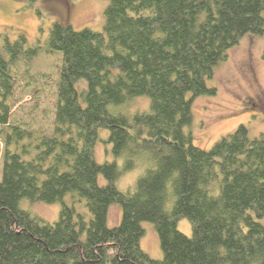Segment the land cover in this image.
Instances as JSON below:
<instances>
[{"label":"trees","instance_id":"1","mask_svg":"<svg viewBox=\"0 0 264 264\" xmlns=\"http://www.w3.org/2000/svg\"><path fill=\"white\" fill-rule=\"evenodd\" d=\"M246 34L264 36V0H108L102 31L57 18L42 45L3 34L0 264H264V138L241 124L204 150L184 129L192 99L214 93V66ZM42 50L62 59L50 134L10 121L17 66ZM141 96L150 110L127 115ZM99 129L113 157L127 150L158 164L135 194L113 186L114 163L95 160ZM22 199L59 203L57 220L31 215ZM112 203L121 217L109 227ZM182 218L190 236L177 229ZM144 221L161 259L139 245Z\"/></svg>","mask_w":264,"mask_h":264},{"label":"rangeland","instance_id":"2","mask_svg":"<svg viewBox=\"0 0 264 264\" xmlns=\"http://www.w3.org/2000/svg\"><path fill=\"white\" fill-rule=\"evenodd\" d=\"M107 2L108 0H36V6L41 11V15L37 16L36 7H25L23 0H0V41L3 34L12 40L18 33H24L29 45H42L51 22L57 18L68 22L77 30L88 28L102 31ZM37 40L39 43H36ZM263 48L264 36L246 34L227 51L226 59L214 66L212 77L206 81L208 87L214 88V93L202 94L192 99V120L184 128L190 132L194 146L208 150L223 135L241 124L246 127L250 139L264 138ZM61 60V54L42 50L29 66H17L11 106L12 124H25L27 128L44 134L52 132ZM145 98L147 97L141 96L131 100L127 106V115L142 111ZM107 135V130H98V139L93 148L98 163L113 158L111 145L106 142ZM101 147L102 154L99 157L96 154V158V150L100 153ZM2 150L0 141V168ZM98 183H105L102 176L98 177ZM67 197L69 202L74 203L70 199L71 194L66 195V201ZM20 206L31 215L50 223L57 220L60 209L59 203L30 202L27 199H22ZM120 217L119 204H110L107 225H117ZM141 226V249L151 258L161 259L162 252L153 224L144 221ZM177 229L185 235H191L187 219L178 220Z\"/></svg>","mask_w":264,"mask_h":264},{"label":"clouds","instance_id":"3","mask_svg":"<svg viewBox=\"0 0 264 264\" xmlns=\"http://www.w3.org/2000/svg\"><path fill=\"white\" fill-rule=\"evenodd\" d=\"M151 100L145 98L142 110H150ZM131 162V167H129ZM109 163L115 164L117 175L111 181L113 186L124 194H135L138 191L139 181L144 178L149 171H155L158 164L149 154L141 153L132 155L127 150H123L118 156H114Z\"/></svg>","mask_w":264,"mask_h":264}]
</instances>
